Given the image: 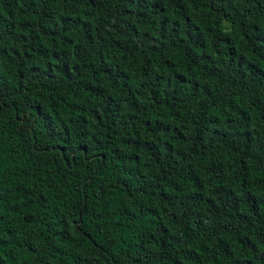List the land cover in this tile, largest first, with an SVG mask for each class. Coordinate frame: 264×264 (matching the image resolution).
<instances>
[{
	"label": "trees",
	"instance_id": "16d2710c",
	"mask_svg": "<svg viewBox=\"0 0 264 264\" xmlns=\"http://www.w3.org/2000/svg\"><path fill=\"white\" fill-rule=\"evenodd\" d=\"M0 264H264V0H0Z\"/></svg>",
	"mask_w": 264,
	"mask_h": 264
}]
</instances>
